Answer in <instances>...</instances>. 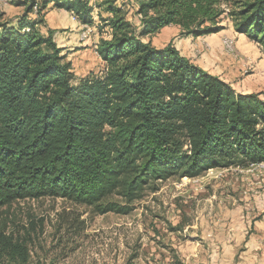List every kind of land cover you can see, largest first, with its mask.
I'll return each instance as SVG.
<instances>
[{
    "label": "trees",
    "instance_id": "trees-1",
    "mask_svg": "<svg viewBox=\"0 0 264 264\" xmlns=\"http://www.w3.org/2000/svg\"><path fill=\"white\" fill-rule=\"evenodd\" d=\"M10 1L23 11L0 21V206L49 195L128 213L160 179L264 161V91L145 39L170 24L218 32L231 3L235 30L264 47V0H137L140 27L117 0ZM51 7L90 25L97 11L110 26L100 74L76 79L56 29L40 27Z\"/></svg>",
    "mask_w": 264,
    "mask_h": 264
},
{
    "label": "rangeland",
    "instance_id": "rangeland-1",
    "mask_svg": "<svg viewBox=\"0 0 264 264\" xmlns=\"http://www.w3.org/2000/svg\"><path fill=\"white\" fill-rule=\"evenodd\" d=\"M117 3L140 27L137 0ZM223 6L228 11L232 4ZM22 10L10 0H0V21ZM227 11L221 15V23L229 35L201 42L245 59L244 80L238 87L264 91V47L244 33L238 37ZM101 19L96 11V28L89 24L91 30L82 39L88 40L94 30L91 35L96 40L90 45L79 46L72 31L66 37L71 39L69 44L61 42L67 34L55 35L66 59L72 60L76 79L103 70L95 44L100 37L110 36V26ZM179 27L170 24L145 39L163 46L169 42V34H177L172 41L182 36L177 33ZM42 28L46 31L45 25ZM226 36L233 41L232 52L225 48ZM157 184L156 190L148 189L134 200L128 213H102L93 205L49 195L20 198L0 206V264H190L186 258L190 247L208 246L216 240L238 251L249 248L250 258L256 264L264 263V169L252 163L220 166L194 177L176 174ZM110 198L127 203L119 194ZM208 231L215 234L210 237Z\"/></svg>",
    "mask_w": 264,
    "mask_h": 264
},
{
    "label": "crops",
    "instance_id": "crops-1",
    "mask_svg": "<svg viewBox=\"0 0 264 264\" xmlns=\"http://www.w3.org/2000/svg\"><path fill=\"white\" fill-rule=\"evenodd\" d=\"M23 11V10H22ZM22 11H20L22 13ZM20 12H18L20 14ZM60 14V15H59ZM17 15V14H16ZM11 17V18H16ZM64 19V20H63ZM97 21H94V30L95 24ZM46 31L42 28L43 32H47L48 27H52L56 29L55 35L58 34L63 37L64 34H67L61 39V42L69 44L71 39L66 38L69 36L68 31H72V35H76L78 39L79 46L90 45L91 42L95 41V36L93 37L91 34L87 38L88 40L82 41L80 37V29H83L85 23H82L79 19L76 18L72 14L71 11L66 10L64 8L59 7H51L46 15L45 24ZM169 26V25H167ZM167 26L163 27L166 28ZM107 28V27H106ZM178 28V27H177ZM63 31L60 32V30ZM180 30V27L179 29ZM226 29H222L218 32H213L209 34H203L199 36L194 35H185V36H177L173 39L176 47L181 51L182 54L188 56L192 61L201 65L208 71L220 75L227 81H230L233 86L239 91H247L242 90L243 87H238L241 84L243 78V71H245L246 61L243 58H237V56L223 53L219 51L218 47L210 45V47H206L201 39L206 38H214L216 37H224L228 33H225ZM58 32V34H57ZM228 32V31H227ZM177 33H179L177 31ZM238 37L244 36L241 32H236ZM174 35L177 34H169L168 41H170ZM229 35V34H228ZM59 37V36H58ZM98 42L95 44L97 46ZM166 44V43H165ZM243 59V60H242ZM253 60V56H251ZM247 60V59H246ZM263 60H259L257 63L262 65ZM242 78V80H239ZM215 234V231H208V235L211 237L212 234ZM249 248H245L242 251H238L237 248L231 246H221L219 241L216 240V243L209 244L208 246H192L190 247V251L186 255L187 261L190 264H256L249 256ZM264 264V263H263Z\"/></svg>",
    "mask_w": 264,
    "mask_h": 264
},
{
    "label": "bare ground",
    "instance_id": "bare-ground-1",
    "mask_svg": "<svg viewBox=\"0 0 264 264\" xmlns=\"http://www.w3.org/2000/svg\"><path fill=\"white\" fill-rule=\"evenodd\" d=\"M84 30L81 32L80 36L82 39H86V37L88 36V32L91 30V26L89 24H85ZM226 38V37H225ZM224 44H225V48L229 51H234V45H233V41L231 38L227 37L225 40H224ZM234 53V52H233ZM262 162V161H260Z\"/></svg>",
    "mask_w": 264,
    "mask_h": 264
},
{
    "label": "built area",
    "instance_id": "built-area-1",
    "mask_svg": "<svg viewBox=\"0 0 264 264\" xmlns=\"http://www.w3.org/2000/svg\"><path fill=\"white\" fill-rule=\"evenodd\" d=\"M252 164H256V168L264 169V162H254Z\"/></svg>",
    "mask_w": 264,
    "mask_h": 264
}]
</instances>
